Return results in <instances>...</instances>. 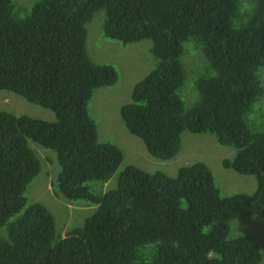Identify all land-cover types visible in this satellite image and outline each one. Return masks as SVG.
I'll return each instance as SVG.
<instances>
[{
	"label": "trees",
	"instance_id": "1",
	"mask_svg": "<svg viewBox=\"0 0 264 264\" xmlns=\"http://www.w3.org/2000/svg\"><path fill=\"white\" fill-rule=\"evenodd\" d=\"M24 6L0 0V90L55 119L0 109V264H258L256 240L228 233L235 218H264V118L256 128L246 119L263 94L264 0H33L23 14L14 10ZM99 10L103 37L150 41L154 65L118 108L126 131L164 161L179 151L181 132L211 134L233 148L222 166L254 177L251 193L221 196L201 161L173 177L126 165L114 188L88 185L106 182L123 158L97 139L87 111L93 90L116 80L113 66L92 61L85 47ZM187 39L202 63L191 76L180 61ZM185 72L195 91L189 106L180 98ZM28 141L55 153L54 194L96 205L64 236L43 204L26 205L40 168Z\"/></svg>",
	"mask_w": 264,
	"mask_h": 264
},
{
	"label": "rangeland",
	"instance_id": "2",
	"mask_svg": "<svg viewBox=\"0 0 264 264\" xmlns=\"http://www.w3.org/2000/svg\"><path fill=\"white\" fill-rule=\"evenodd\" d=\"M15 1L18 6L26 5L19 11L13 7L19 14L27 11L33 2V0ZM102 15V10L95 12L91 21L86 24L85 47L92 61L108 63L113 66L116 72V80L113 85L98 87L93 90L87 102V111L96 125L97 139L116 145L121 150L123 158L106 182L88 184L94 186L93 191L105 192L114 188L118 172L126 165H134L146 172L161 171L173 177L180 166L201 161L208 167L212 176V183L221 196L251 193L255 189L254 177L242 175L230 168L223 167L221 160L231 158L233 148L219 145L211 134L181 132L179 151L172 159L164 161L150 156L142 141L126 131L120 120L118 108L130 100L129 92L132 85L153 67L154 59L148 52L149 40L121 45L115 40L103 37L100 31ZM190 42H192L191 39L182 42L183 53L180 57L184 69L186 68L185 62L187 66H190L188 67L189 76L202 67L201 62L197 61L194 64L193 61L201 58L199 49L192 46L191 52L186 51ZM184 53L185 56L183 57ZM190 68L196 69L195 72ZM257 73L263 94L253 102L249 113L246 115L247 121L254 128L264 118V68H258ZM188 82L185 72V81L180 88V98L185 106H189L195 97L192 80ZM0 109L12 114H24L46 121L55 119L49 109L30 103L21 96L4 90H0ZM28 145L39 159L40 168L24 191L26 205L32 202L43 204L54 218L57 234L64 236L68 229L81 226L85 217L95 209L96 205L81 200L71 201L61 195L54 194V183L59 171L54 151L40 147L31 141H28ZM237 235H247L256 240L261 252V260L258 264H264V218L248 215L231 220L228 237Z\"/></svg>",
	"mask_w": 264,
	"mask_h": 264
}]
</instances>
